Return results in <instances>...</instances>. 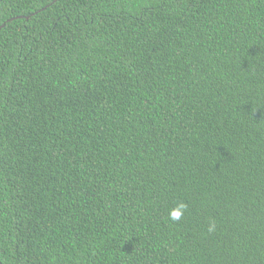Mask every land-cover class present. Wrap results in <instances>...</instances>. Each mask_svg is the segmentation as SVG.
<instances>
[{"label": "trees", "instance_id": "trees-1", "mask_svg": "<svg viewBox=\"0 0 264 264\" xmlns=\"http://www.w3.org/2000/svg\"><path fill=\"white\" fill-rule=\"evenodd\" d=\"M3 24L0 264H264V0H0Z\"/></svg>", "mask_w": 264, "mask_h": 264}, {"label": "clouds", "instance_id": "clouds-1", "mask_svg": "<svg viewBox=\"0 0 264 264\" xmlns=\"http://www.w3.org/2000/svg\"><path fill=\"white\" fill-rule=\"evenodd\" d=\"M1 26H4V24L1 25ZM185 210H186V205L181 203V204L177 205L176 208L170 210L169 218L172 221H177V220L182 218L183 213H184ZM214 227H215L214 224H210L209 231H212L214 229Z\"/></svg>", "mask_w": 264, "mask_h": 264}, {"label": "water", "instance_id": "water-1", "mask_svg": "<svg viewBox=\"0 0 264 264\" xmlns=\"http://www.w3.org/2000/svg\"><path fill=\"white\" fill-rule=\"evenodd\" d=\"M3 26H0V28H2Z\"/></svg>", "mask_w": 264, "mask_h": 264}]
</instances>
